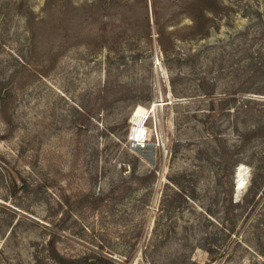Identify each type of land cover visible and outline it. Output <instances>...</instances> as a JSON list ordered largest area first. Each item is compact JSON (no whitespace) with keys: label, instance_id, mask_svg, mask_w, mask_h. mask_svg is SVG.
<instances>
[{"label":"rangeland","instance_id":"374dc122","mask_svg":"<svg viewBox=\"0 0 264 264\" xmlns=\"http://www.w3.org/2000/svg\"><path fill=\"white\" fill-rule=\"evenodd\" d=\"M0 264H264V0H0Z\"/></svg>","mask_w":264,"mask_h":264},{"label":"bare ground","instance_id":"6f19581e","mask_svg":"<svg viewBox=\"0 0 264 264\" xmlns=\"http://www.w3.org/2000/svg\"><path fill=\"white\" fill-rule=\"evenodd\" d=\"M245 187V179L242 173H237L236 191H241Z\"/></svg>","mask_w":264,"mask_h":264},{"label":"water","instance_id":"95a60500","mask_svg":"<svg viewBox=\"0 0 264 264\" xmlns=\"http://www.w3.org/2000/svg\"><path fill=\"white\" fill-rule=\"evenodd\" d=\"M153 145V144H152ZM135 148H138V150L140 151V152H142L140 149H139V147H137V146H135ZM148 160H149V162L150 163H154V158H153V155H152V157H150V158H147Z\"/></svg>","mask_w":264,"mask_h":264}]
</instances>
